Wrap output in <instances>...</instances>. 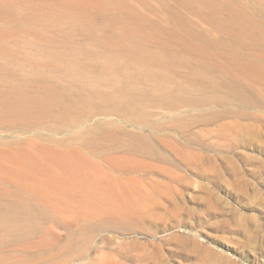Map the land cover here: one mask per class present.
Returning a JSON list of instances; mask_svg holds the SVG:
<instances>
[{"label": "rangeland", "instance_id": "obj_1", "mask_svg": "<svg viewBox=\"0 0 264 264\" xmlns=\"http://www.w3.org/2000/svg\"><path fill=\"white\" fill-rule=\"evenodd\" d=\"M0 1L13 7L0 14V39L9 42L0 51L6 76L47 79L71 99L93 97L79 100L68 119L55 107L52 120L41 124H0V149L74 150L88 165L84 171L92 174L95 165L104 182L113 181L112 194L123 207L113 218H91L85 230L57 213L27 240L0 237V264H264V41L235 42L196 0H86L93 19L87 28L78 13L32 18L30 3L36 10H57L73 0ZM253 3L258 37L264 33V0ZM122 27L151 29L148 42L167 62L179 56L181 38L219 72L205 84L174 65L166 88L124 60L99 74L95 67L107 61L112 32ZM181 51L192 61L198 56L187 46ZM66 55L73 59L71 69L57 63ZM131 84L144 94L130 109L100 100ZM168 85L189 87L193 98L155 100L160 90H172ZM128 135L145 137L151 147L132 150L112 141L126 142ZM125 154L139 164L115 168L112 158ZM77 241L76 248L68 247Z\"/></svg>", "mask_w": 264, "mask_h": 264}, {"label": "bare ground", "instance_id": "obj_2", "mask_svg": "<svg viewBox=\"0 0 264 264\" xmlns=\"http://www.w3.org/2000/svg\"><path fill=\"white\" fill-rule=\"evenodd\" d=\"M30 1L34 2V0ZM196 1L201 2L207 15L218 27L234 35L235 42L247 44L250 41H264V33H259L257 37L258 27L253 24L251 15L252 3L256 0ZM85 3L86 0H73L61 5L57 4L59 7L57 10L53 7V10L46 7L36 10L33 7L35 4L30 3L32 6L29 8L31 12L33 11L31 15L35 20H38L39 15L42 14L58 18L78 13L81 23L87 28L92 26L93 19ZM9 4L7 1L5 3L0 1V14L13 10ZM100 11L107 17H112L102 8ZM136 18L137 16H133L132 20L135 21ZM115 22H118L117 18ZM153 35L154 32L148 27H143L139 31L127 27L115 29L109 42V53L104 56L107 61L95 67L96 72L103 73L106 65H114L118 60H124L127 64L132 62L137 65L142 69L143 77L157 79V83L164 88L167 87L166 82L174 79L171 74L174 65L187 68V76L193 80H200L205 84L214 80V74L219 71L213 65L211 66L212 63L207 60V55L200 52L197 47L186 45V42L179 38V50L187 46L189 52H196L198 56L192 61L193 58L182 55L181 50V53L175 50L179 56L167 62L161 56L162 50L159 51L148 42L149 37ZM127 43L132 44L131 50L126 47ZM8 48V40L0 39V51L5 52ZM227 56L231 60L237 59V54L233 50H228ZM72 60L70 55H66L60 57L57 63L64 69H71ZM242 68L248 71L263 70L257 66L252 69L244 66ZM7 73L6 68L0 67V124L3 125L29 126L50 121L55 107L61 109L62 119H68L76 113L79 100L86 102L93 98L88 93L85 97L83 95L84 98L78 96L77 99L75 97L71 99L69 97L71 94H67L62 86L50 84L47 79L27 78L11 81L12 78H8ZM169 87L172 90L162 89L156 93L158 98H152L166 99L167 103L172 104L174 101L193 98L189 87L180 85L176 88ZM82 94L84 93L79 95ZM143 94V89L131 84L118 89L113 98L101 95L100 100L130 109L134 105L132 103L143 97ZM146 95L150 98L148 92ZM199 99L202 98L199 97ZM84 139L89 140V137L85 136ZM112 141L116 145L123 143L126 148L132 150L151 147L145 137L137 135H128L126 142L116 138H112ZM152 152L147 150L149 154ZM111 163L115 168L121 169L138 165L139 161L136 157L125 154L112 158ZM87 166L74 150L68 153L45 148L32 151L21 146L17 149L15 147L0 149V237H7L6 239L12 242L27 240L40 234L43 228L42 222L52 219L57 213H62L67 218H75L81 223L80 228L84 230L89 227L91 218H113L119 214L120 208L123 210V207L118 197L112 194L113 181L109 179L104 182L103 173L95 165L90 167L92 174H89L82 169ZM78 244L79 241L70 242L68 247L74 249Z\"/></svg>", "mask_w": 264, "mask_h": 264}]
</instances>
